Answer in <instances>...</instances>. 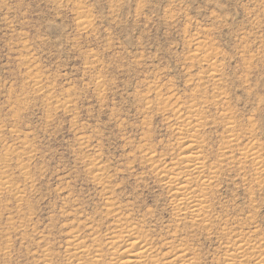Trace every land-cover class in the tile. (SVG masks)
<instances>
[{
  "label": "rangeland",
  "instance_id": "1",
  "mask_svg": "<svg viewBox=\"0 0 264 264\" xmlns=\"http://www.w3.org/2000/svg\"><path fill=\"white\" fill-rule=\"evenodd\" d=\"M128 235L264 264V0H0V264H119Z\"/></svg>",
  "mask_w": 264,
  "mask_h": 264
},
{
  "label": "bare ground",
  "instance_id": "2",
  "mask_svg": "<svg viewBox=\"0 0 264 264\" xmlns=\"http://www.w3.org/2000/svg\"><path fill=\"white\" fill-rule=\"evenodd\" d=\"M215 71V70H214ZM217 95V94H216ZM210 103V102H209ZM180 109V108H179ZM190 110V109H189ZM178 111V110H177ZM176 111V112H177ZM199 111V110H198ZM201 111V110H200ZM175 112V113H176ZM187 112V111H186ZM178 113V112H177ZM182 113V112H181ZM188 113V112H187ZM186 113V114H187ZM190 114V113H189ZM198 115V114H197ZM199 116V115H198ZM200 117V116H199ZM187 118V117H186ZM190 120V119H189ZM202 121V120H201ZM203 122V121H202ZM201 122V123H202ZM208 124V123H207ZM186 125H188V124H186ZM193 126V125H192ZM189 129V128H188ZM199 129V128H198ZM187 130V129H186ZM185 130V131H186ZM193 130V129H192ZM191 131V130H190ZM195 131V130H194ZM194 133V132H193ZM196 133V132H195ZM191 134V133H190ZM188 138V137H187ZM184 139H185V137H184ZM196 139V138H195ZM188 140V139H187ZM191 140V139H190ZM190 140L189 141H187L188 143L186 144V142H185V146L184 147H182V145L180 146V148L182 147V149H185V151H183V153H189V152H192V150L194 149V148H196L195 146L196 145H199V144H196L195 146L193 145V144H191V143H189L190 142ZM193 142V141H192ZM194 143V142H193ZM226 147V146H225ZM255 150V149H254ZM253 151V150H252ZM182 153V154H183ZM192 153H194V154H190V155H183V156H181L182 158H181V163L183 164V169H184V171L185 172H187V175H190L191 176V174H195V173H199L203 168H201L200 167V162H202V161H200L201 160V158L193 151ZM248 153H249V151H248ZM253 153H254V151H253ZM201 155V154H200ZM246 155V154H245ZM254 156V155H253ZM256 157V156H255ZM255 159V158H254ZM256 162V161H255ZM179 163V162H178ZM178 163H176V164H178ZM202 164H204V163H202ZM172 166V165H171ZM180 166V165H179ZM169 167V166H168ZM180 168V167H179ZM200 168H201V170H200ZM170 169V168H169ZM168 169V170H169ZM172 169V168H171ZM176 169V168H175ZM204 170V169H203ZM159 171H161L162 172V170H159ZM173 171V170H172ZM183 171V172H184ZM214 171V170H213ZM174 172V171H173ZM203 172V171H202ZM171 173V172H170ZM169 173L167 172V169H166V172H164V176H166V177H169L170 175H168ZM173 174V173H172ZM196 175V174H195ZM200 175V174H199ZM190 176H188V177H190ZM200 176H202V175H200ZM173 177V176H172ZM198 177V176H197ZM204 177V176H203ZM206 177V176H205ZM208 177H210L209 175H208ZM175 178V177H174ZM181 179V178H180ZM184 179V178H183ZM187 179V178H186ZM196 179H198V178H196ZM210 179V178H209ZM171 181V180H170ZM176 181H178V182H176L175 184H173L174 185V190H175V195L177 196V199H180L179 201H181L180 203H182V201H184L185 199H189L188 198V195H189V192H188V190L190 189V187H188V181H186V180H183V181H180L178 178H177V180ZM207 181V180H206ZM185 182V183H184ZM207 183V182H206ZM200 184V183H199ZM198 184V185H199ZM203 184H205L204 182H203ZM193 185V184H192ZM193 186H195V185H193ZM201 188V187H200ZM194 189V188H193ZM195 190V189H194ZM205 191V190H204ZM199 192V191H198ZM202 192V191H201ZM200 192V193H201ZM191 193V192H190ZM199 193V194H200ZM202 194V193H201ZM200 194V195H201ZM200 195H198V196H200ZM191 196V195H190ZM191 198H192V196H191ZM196 198H198V197H196ZM193 200H194V197H193ZM193 200H189L188 202H189V210H190V213H192V214H194L195 213V215H196V213H197V215H198V213H200L202 210H203V205H200V203H201V201H200V203L199 204H197L196 202H194L195 200H197V199H195L194 201ZM179 201H178V203H179ZM199 202V201H198ZM186 204V203H185ZM184 204V205H185ZM186 207V206H185ZM184 207V208H185ZM186 209V208H185ZM186 212V211H185ZM189 214V213H188ZM124 230V229H123ZM126 230V229H125ZM130 231V230H129ZM122 232V231H121ZM126 232V231H125ZM128 234H130V232L128 233ZM133 234V233H132ZM128 238H130V242L127 244L126 243V245L123 247V248H121L120 250V254L119 253H117V254H119L120 255V259H121V261L119 262V264H150L151 262L150 261H148V256L150 255V250L146 247V244L144 243H142V242H140L139 240H137V239H135L134 237H132V236H129L128 235ZM239 240V239H238ZM240 241H242V240H240ZM226 242V241H225ZM229 242V241H228ZM236 242V241H235ZM234 242V244H236ZM238 242V241H237ZM242 244H244V242L243 243H241V245ZM248 244V243H247ZM253 244V243H252ZM255 244V243H254ZM148 245V244H147ZM237 245V244H236ZM240 245V246H241ZM250 245V244H249ZM240 246H238L237 248H239ZM244 246V245H243ZM251 246V245H250ZM256 246V245H255ZM258 246H260V245H258ZM246 247H247V245H246ZM257 247V246H256ZM233 248H234V246H233ZM252 248H253V246H252ZM245 249V248H244ZM247 249H248V247H247ZM256 249V248H255ZM234 250H235V248H234ZM233 250V251H234ZM236 250H238V249H236ZM242 250V249H241ZM179 251H181V250H178L177 252H179ZM238 251H240V250H238ZM250 251V250H249ZM80 252V251H79ZM239 253H241V251L239 252ZM239 253H237L238 254V257H239ZM245 253V252H244ZM248 253H250V252H248ZM253 253V252H252ZM252 253H250V254H252ZM256 253V252H255ZM261 253H263V252H261ZM113 254H115V253H113ZM249 254V255H250ZM258 254V253H257ZM260 254V253H259ZM258 254V256H260ZM173 255H174V253H173ZM233 255V254H232ZM236 255V254H235ZM244 255V254H243ZM248 255V254H247ZM255 255V254H254ZM94 256H96V255H94ZM93 256V257H94ZM164 256V255H163ZM182 256V255H181ZM185 256V255H184ZM246 256V255H245ZM244 256V257H245ZM150 257V256H149ZM153 257V256H152ZM172 257V256H171ZM176 257H177V255H176ZM180 257V256H179ZM229 257V256H228ZM244 257H243V259L242 260H245L244 259ZM118 258V259H119ZM173 258H174V256H173ZM242 258V257H241ZM251 258H253V257H251ZM257 258V257H256ZM229 259H232V262L234 261L233 260V258L231 257V258H229ZM261 259V258H260ZM95 260V259H94ZM172 260V259H171ZM176 260V259H175ZM166 261V260H165ZM168 261V260H167ZM181 261H183V259L181 260ZM187 261V260H186ZM185 261V262H186ZM241 261V260H240ZM262 261H263V259H262ZM188 262V261H187ZM236 262V261H235ZM167 263H169V262H167ZM167 263H165V264H167ZM171 263V262H170ZM176 263V262H175ZM174 263V264H175ZM190 263V262H189ZM229 263V262H228ZM240 263V262H239ZM255 263V262H254ZM236 264V263H235ZM256 264H257V262H256ZM263 264V263H262Z\"/></svg>",
  "mask_w": 264,
  "mask_h": 264
}]
</instances>
